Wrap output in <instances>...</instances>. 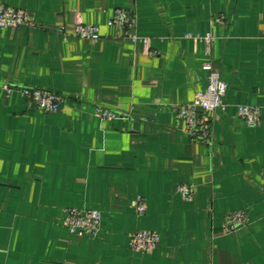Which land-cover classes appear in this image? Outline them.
Instances as JSON below:
<instances>
[{
	"label": "crops",
	"instance_id": "0c3cea01",
	"mask_svg": "<svg viewBox=\"0 0 264 264\" xmlns=\"http://www.w3.org/2000/svg\"><path fill=\"white\" fill-rule=\"evenodd\" d=\"M1 5L30 22L0 32V264H264V0ZM119 7L136 12L147 43L111 23ZM76 21L98 25L101 39L73 36ZM208 61L228 84L226 106L204 114L211 140L197 142L174 108L207 88ZM26 86L65 101L45 112ZM239 104L260 106V124L239 118ZM66 208L100 210L97 237L71 234ZM236 210L247 224L227 233ZM137 230L158 232L160 245L132 250Z\"/></svg>",
	"mask_w": 264,
	"mask_h": 264
},
{
	"label": "built area",
	"instance_id": "2783aa9c",
	"mask_svg": "<svg viewBox=\"0 0 264 264\" xmlns=\"http://www.w3.org/2000/svg\"><path fill=\"white\" fill-rule=\"evenodd\" d=\"M218 20H222L221 18ZM30 22V16L26 10L14 8L7 5L0 6V32L4 29H17ZM111 23L117 26L124 37L134 42L147 43L148 38L138 33V16L134 10L116 8ZM75 37L98 41L101 39L100 28L96 24H85L76 21L71 31ZM203 40L210 44L214 35H207ZM208 73V86L205 90L199 91L194 100L186 104H178L174 111L178 118L183 120L186 133L197 142H209L211 140V125L205 118L208 114L218 109H224V102L227 94L228 84L222 78L219 70L213 62L208 61L202 65ZM22 95L27 99L29 105L38 107L45 112H56L65 101L64 95L53 91L36 87H23ZM96 113L103 119L119 118L120 114L112 109L97 106ZM237 114L248 126H257L261 122L262 109L260 106L239 104ZM178 193L185 201H192L195 190L193 185L182 183L178 185ZM136 211L144 215L147 211V204L143 197H138ZM65 224L71 234L78 236L97 237L100 232L102 213L98 209H65ZM248 215L245 210H236L226 216V232L232 233L247 224ZM160 234L155 231L137 230L131 237L129 247L134 251L150 253L160 245Z\"/></svg>",
	"mask_w": 264,
	"mask_h": 264
}]
</instances>
